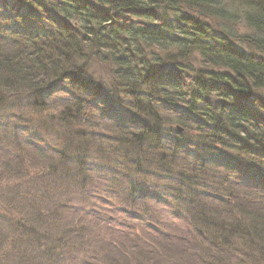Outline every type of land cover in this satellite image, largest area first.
<instances>
[{
    "label": "trees",
    "instance_id": "1",
    "mask_svg": "<svg viewBox=\"0 0 264 264\" xmlns=\"http://www.w3.org/2000/svg\"><path fill=\"white\" fill-rule=\"evenodd\" d=\"M215 5L0 0V106L32 115L5 124L48 161L45 185L95 181L122 212L152 200L239 259L264 252V8L246 53L200 19L230 20Z\"/></svg>",
    "mask_w": 264,
    "mask_h": 264
},
{
    "label": "rangeland",
    "instance_id": "2",
    "mask_svg": "<svg viewBox=\"0 0 264 264\" xmlns=\"http://www.w3.org/2000/svg\"><path fill=\"white\" fill-rule=\"evenodd\" d=\"M216 2V10L224 8L230 20L200 19L215 31L225 30L235 47L255 52L245 40L260 34L247 18L255 6L264 8V0ZM9 107L0 106V264H264V252L258 249H247L238 259L210 248L170 209L152 200L137 199L135 210L122 212L119 201L104 198L95 181L85 189L45 185L38 173L48 161L13 143L27 139L26 134L14 135L15 120L7 116L11 122L7 118L10 123L5 124L7 110L17 119L32 115L17 105ZM139 210L145 214L134 215Z\"/></svg>",
    "mask_w": 264,
    "mask_h": 264
}]
</instances>
